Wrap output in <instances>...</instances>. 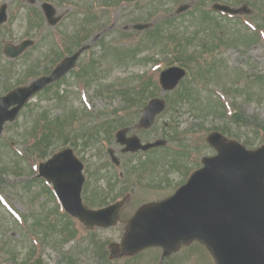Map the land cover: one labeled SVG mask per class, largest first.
Here are the masks:
<instances>
[{"label":"rangeland","instance_id":"obj_1","mask_svg":"<svg viewBox=\"0 0 264 264\" xmlns=\"http://www.w3.org/2000/svg\"><path fill=\"white\" fill-rule=\"evenodd\" d=\"M4 1L9 0H0V3ZM109 1L116 3L109 7ZM130 1L127 6L119 9L117 4L119 1L117 2V0H100L102 6L106 9L97 12V16L84 19L82 22L83 26L81 25V33L78 31L79 23H77V29L74 22H71V20H74L73 15L68 17L62 26V28L66 29L60 30L66 31L70 35L75 31L79 34L82 43H89L99 32L109 28L106 34L104 35L103 33V35L107 38V43L115 46L130 47L129 50H134L136 48L134 46L138 45L143 39L140 55L135 60L134 54L127 61L115 63L112 59L114 54L109 52L108 61L105 58L107 45L103 42H97L99 38L93 43L91 52L85 53L77 65V68L82 70V66L86 64V61L91 56L93 59L104 57L106 61L100 60L99 71L101 75L96 81L91 85H87L88 87L84 86L82 80L78 77L79 72L76 71V68L59 83V86L54 88L58 90L50 91L47 94L39 93L33 97L29 105L20 113L17 120L8 124L5 127L4 134L0 136V193L21 216H27L30 225L27 231L26 223L20 222L19 219L15 218L0 200V264H16L12 262L11 256L14 253H22L24 254L23 258H25V254L28 251L32 258L33 256L35 258L40 257V264L160 263L162 255L160 248L147 249L133 258L121 257L111 260L109 259V245L112 242H119L121 240L125 231L126 221L143 202L164 199L174 193L176 187L185 181L184 178L187 170L195 167L193 163L188 161V155L186 154L182 157V160L185 161L182 164H188V168L182 167V170H171V163L174 160H181V158L180 156L175 158L176 154H170L167 150H157L155 156H150L143 152L134 155L122 154L119 151L117 154L123 159L124 165H122L123 167L115 168L111 164L110 157H108L107 152H105L106 149H104L101 143L90 144L87 151L82 152L81 149L78 150L77 141L74 140L75 134H73L71 146L85 163L84 172L87 178L85 188L88 185L89 194L92 189L97 190L102 196H105V200L108 202L113 201L114 198H122L128 194L126 206L121 213L123 222L108 229L97 228L94 230H87L83 225H78V238L71 239L68 242H63L62 239L58 238V229L56 227H41L38 237H34V232L32 233L33 230H36L32 226L33 220L36 222L38 217V219H41V216L49 215L50 225L56 226L59 224L62 226L63 216L57 212V204L53 200L52 195L44 193V183L40 180L41 178L28 183L33 178L31 167L37 164V159L31 160L35 157L33 153L29 152V147L25 144L24 134L33 132L39 126L40 128L36 131L39 135L42 131V122L39 120L44 117L45 113L50 120H53L56 116L64 118L75 110L77 112L74 113H77L80 118L84 114H87L88 118L85 120L88 122L90 119L95 123V112H111L112 110L117 111L121 107H130L131 105H127L124 102L122 95H118L114 91L115 87H112V85L127 82L142 87L144 81L147 80L145 73H149L150 71L154 81L155 75L158 77L159 69H153V62L155 60H158V62L165 61L167 66L174 63L175 55L171 53V55H165L162 53L163 49L158 45H154L149 35H157L162 28L164 31L161 34V38L165 41L171 36V38H180L175 34L176 30H180L181 32L186 31L191 35L192 39H195L197 30H201L199 15L194 18L193 13L200 8L202 0ZM213 1L215 0H206L203 8L210 7ZM222 1L238 7L247 4L253 9V15L257 22L264 18V0ZM23 2L25 5L26 1L24 0ZM54 2L58 5L61 4L59 0H55ZM71 2L81 5L89 3L88 0H71ZM181 2L191 3L192 9L182 16H177L175 15V9L177 4ZM111 8L117 9L118 20L115 24L110 23L112 21V16L109 19V10ZM160 10L164 12L163 15L154 19L156 12ZM15 13L18 15L13 16L14 35L6 33L5 37L20 40L23 36H30L38 40L37 46L26 53L15 66V69L20 72L17 75L19 78L21 76L26 77L27 75L24 67L25 63H29L32 67L44 62L43 55L45 54V48H50L55 43L50 33H47L46 26L33 27L31 30L28 28L27 11L25 8L19 9L18 12L15 9ZM212 16L216 17L215 14H212ZM168 21H172V24H167ZM135 22L151 23L152 32L146 33V30L123 31V26L132 25ZM226 24H228L227 27H224L225 23H221L220 29H216L221 34L224 42V45L216 49L217 52H220L221 58H223L220 72L214 71L215 68H212L210 71L211 68L201 66L198 61L187 65L188 73L182 85L172 92H165L163 94L160 89L158 90V96H164L168 101V106L164 111L165 113L157 119L155 126L150 132H142L135 128L131 133H138L144 141L166 138L170 144L192 147L194 149L193 153L199 159L203 155L207 156L215 153V150L206 142L207 136L214 130L226 129L227 133L236 138V140L243 144H246V141L250 140L254 144V147L262 143L264 131H259L256 128L264 126V48H259L258 45L255 46L254 44L250 45L249 42L246 44L243 41L241 36L244 33H239L238 30H243L247 33L251 32L238 20H227ZM42 28L43 31L39 33V30ZM222 28L223 30L220 32ZM213 30H215L214 27L207 30V34H209L207 42H211ZM189 34H186L185 37H189ZM54 38L56 39L57 37ZM101 39H104V37ZM66 44L69 46L68 48L74 46L75 36L73 35L71 40L68 39ZM194 44L198 43L194 42ZM151 45L153 47L149 49ZM76 48L72 47L71 50H75ZM190 50L193 51L194 46ZM193 55L196 54L193 53ZM143 57L154 60H142ZM164 67L165 64L161 63V68L163 69ZM35 69L33 78L41 75L39 72L37 73L41 69ZM213 72L216 75H213ZM195 77L205 82V85L211 91L198 88L194 83ZM14 82L15 77L12 79L2 78L0 95L7 89L6 86H11ZM190 82L196 88V91H193L195 95H184L183 99L177 101V97L182 93L181 90ZM107 87L109 89L105 91ZM81 89L86 90L90 103L81 97ZM61 95L62 99L57 97ZM211 100L220 105L221 112L214 111V108L210 104ZM222 104L226 108L231 107V109H235L234 112L240 115L238 117V120H240L236 121L233 117L230 118L232 116L230 112L227 115H223L226 108L224 109ZM139 105L140 102L132 105V112L136 113ZM195 106H197V110ZM86 109L92 112L89 113ZM74 119L67 121L66 124L72 125L75 121ZM168 122L172 126L178 125L179 129H175L174 127L165 129L164 124ZM137 123L133 122V124ZM118 128L113 130V137L109 140V146L113 148H118V144L114 140V135ZM64 131L67 134L69 133L66 126H64ZM178 131L180 134L177 133ZM54 135L57 137L59 131L54 130ZM53 142L55 144L50 150L47 149L44 155H41L38 149L33 150L38 156H41V161L47 160L49 156L60 150L63 146L62 141L57 138ZM25 156L28 158L27 163L22 161ZM149 157H156L157 163L146 161ZM121 171L124 178L117 181L118 172ZM152 173L155 174L153 175ZM112 180L116 182L117 187L114 192L110 189ZM89 196L85 195V200L87 199L93 203ZM94 197L98 202L99 197L96 192H94ZM34 247H36V251ZM212 260L208 251L196 242V244L183 248L165 259L163 264H214ZM19 263H22V255L18 261Z\"/></svg>","mask_w":264,"mask_h":264},{"label":"water","instance_id":"obj_2","mask_svg":"<svg viewBox=\"0 0 264 264\" xmlns=\"http://www.w3.org/2000/svg\"><path fill=\"white\" fill-rule=\"evenodd\" d=\"M74 60L71 58L58 73L69 70ZM36 89L27 91L22 102ZM13 100L0 101V132L3 123L13 119L14 112H3ZM162 107L154 101L145 115L160 112ZM210 141L219 154L206 159L205 166L174 196L138 211L121 245L124 252L160 245L169 255L181 243L197 239L212 252L217 264H264V146L250 151L239 143L227 142L220 134H213ZM82 168L72 151L66 150L43 165L42 171L55 184L67 210L88 227L115 224L121 203L100 210L83 204ZM116 252L114 247L113 254Z\"/></svg>","mask_w":264,"mask_h":264},{"label":"flooded vegetation","instance_id":"obj_3","mask_svg":"<svg viewBox=\"0 0 264 264\" xmlns=\"http://www.w3.org/2000/svg\"><path fill=\"white\" fill-rule=\"evenodd\" d=\"M32 19H35V15L32 13ZM77 23H79V29H78V27H77ZM76 27H77V29H78V31H82L81 30V25H82V20L80 19V18H77V20H76ZM127 28H123V30H126ZM58 33H60V32H58ZM57 50V51H56ZM65 53L64 52H61L59 49H57V47L56 46H51L50 48L49 47H46L45 48V56H44V58H46L45 59V61L43 62V66L44 67H50V66H52L54 63H58L59 61L58 60H60L61 58L62 59H64L65 58ZM61 59V60H62ZM35 60H37V58H35ZM60 60V61H61ZM58 61V62H57ZM139 127V129L141 130V127L139 126V125H136V124H133L132 125V127L131 128H136V127ZM131 128H128L129 130L131 129ZM123 160V159H122Z\"/></svg>","mask_w":264,"mask_h":264}]
</instances>
